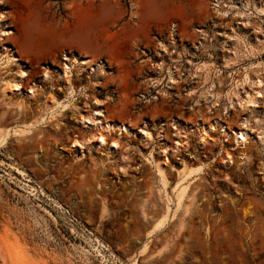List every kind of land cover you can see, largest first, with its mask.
Listing matches in <instances>:
<instances>
[{"label":"rangeland","instance_id":"rangeland-1","mask_svg":"<svg viewBox=\"0 0 264 264\" xmlns=\"http://www.w3.org/2000/svg\"><path fill=\"white\" fill-rule=\"evenodd\" d=\"M1 1L0 264H264V0ZM98 12L119 14L135 55L65 57L88 62L71 70L86 93L65 100L43 77L67 54L25 62L19 49ZM98 123L132 134L99 149Z\"/></svg>","mask_w":264,"mask_h":264},{"label":"crops","instance_id":"crops-1","mask_svg":"<svg viewBox=\"0 0 264 264\" xmlns=\"http://www.w3.org/2000/svg\"><path fill=\"white\" fill-rule=\"evenodd\" d=\"M102 13H93L88 22L82 25L78 22L70 24L64 18L63 22H50L47 27H40L36 36L42 42L39 51L29 54L19 49L21 58L25 62L40 63L67 54L90 63L105 62L109 67L132 62L136 42L126 28H113L118 25L119 14L112 13L111 17H105Z\"/></svg>","mask_w":264,"mask_h":264},{"label":"bare ground","instance_id":"bare-ground-1","mask_svg":"<svg viewBox=\"0 0 264 264\" xmlns=\"http://www.w3.org/2000/svg\"><path fill=\"white\" fill-rule=\"evenodd\" d=\"M1 2L2 1L0 0V4H1ZM0 34H1V36L10 35L9 33L3 32V31H1ZM7 61L11 65L18 67V69L22 68V66H23L22 62L15 55H10V57H8ZM66 62H67V64L63 65V67H61V69H57L54 66L48 67L47 73L43 77V82H49L50 84H52L53 82H57V80L58 81L60 80L61 82L64 83V89L63 90H65V92H66L65 100L75 101V100H77V97L80 95V93H82V92L86 93V89H84V88L76 89L73 86L72 79H71L72 78L71 70L73 67L74 68L77 66L83 67V66L87 65L88 62L87 61H81V60L76 59V58L66 59ZM68 63H71V64H68ZM98 68H102V67L99 66ZM27 76L28 75L24 71L19 70L17 79L10 80V81L5 83V88L3 90L5 95H6V92L7 93L8 92L14 93V92L20 91L21 90V84L25 81ZM55 78H58V79L56 80ZM53 89H54V87L51 85V90H53ZM38 91L43 92L44 90L42 88H40L39 86H37L36 84L32 85L29 88V93L27 96L30 98H33L36 96L35 94ZM256 97H259V96H255L254 98L256 99ZM246 100L249 104L253 105L254 100L251 99V97H249V99L247 98ZM72 101H71V103H72ZM60 105H61V103H60ZM97 115H101V113L99 112V113H97ZM98 124L100 125V123H98ZM131 131L132 130L129 127H126L124 125H114L113 126V124H111V123H106L105 125H100L99 134L97 135V142L99 143V149L109 147L111 150V149H114L117 147V144L115 142H113V143L108 142L107 136L104 135L105 133H106V135L113 133V132H118L121 134L122 133L132 134ZM223 132H224V134H228L227 130H223ZM203 133L205 134V132H203ZM144 135L146 136V138L149 137L148 133H144ZM235 135H236L235 138L237 139V143H244L247 141L248 135L246 132L241 130V131H238L237 133H235ZM6 137H8V136H5V135L0 136V144L4 143L6 141ZM184 194L185 193H183V195ZM180 195L183 196L182 194H180ZM167 218H168V214H165L163 216V218L159 219L160 221L158 220V222L154 226V229H157L160 226H162V224L166 221Z\"/></svg>","mask_w":264,"mask_h":264},{"label":"built area","instance_id":"built-area-1","mask_svg":"<svg viewBox=\"0 0 264 264\" xmlns=\"http://www.w3.org/2000/svg\"><path fill=\"white\" fill-rule=\"evenodd\" d=\"M65 57H70V55L63 56V60H64V63H63V64L66 63V62H65ZM86 69H87V68H86ZM87 70H88V69H87ZM87 70H86V71H87ZM86 71H85V72H86ZM72 74H73V73H72ZM73 79H74V77L72 78V80H73Z\"/></svg>","mask_w":264,"mask_h":264}]
</instances>
